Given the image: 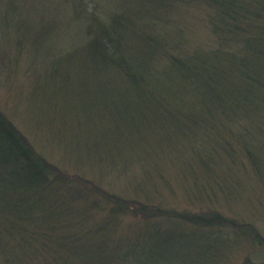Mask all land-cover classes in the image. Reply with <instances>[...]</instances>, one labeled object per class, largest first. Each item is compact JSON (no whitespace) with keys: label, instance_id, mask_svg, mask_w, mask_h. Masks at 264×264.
<instances>
[{"label":"trees","instance_id":"trees-1","mask_svg":"<svg viewBox=\"0 0 264 264\" xmlns=\"http://www.w3.org/2000/svg\"><path fill=\"white\" fill-rule=\"evenodd\" d=\"M18 72L53 138L85 120L132 183H79L0 109V264H264L257 224L199 207L264 213V0H0V80ZM166 171L202 177L191 207L153 202L179 198Z\"/></svg>","mask_w":264,"mask_h":264},{"label":"rangeland","instance_id":"rangeland-1","mask_svg":"<svg viewBox=\"0 0 264 264\" xmlns=\"http://www.w3.org/2000/svg\"><path fill=\"white\" fill-rule=\"evenodd\" d=\"M188 15L194 17L195 16L203 17L204 11L197 8H190ZM198 31H199V38L200 35L203 38L206 37L207 32H205L204 29L199 28ZM194 41H197V37L196 40ZM14 76L15 77H13V79H10L8 83L6 80H0V109L10 120L14 122V124L22 132H24L26 135L29 136V138L34 142L36 148L39 151H41L43 155H45L51 163L56 165L59 169L64 170L70 176H75V178L79 180V183H81L83 179L87 178L90 179L91 183L93 184H97V185L99 184L104 189L110 188L116 192L117 191L121 192L125 190L128 191V189L131 188V186L129 185L131 181H127L126 177L123 176V174H120L119 171L115 172V170H117V167H115V165H111V162L108 161L106 158L102 156L100 157L97 156V154L101 152V149H104L105 142L101 143V149L98 152H94L89 148L87 150L85 149L86 145H91L93 144L94 141L98 140L97 132H96L97 135V139H96V137L94 136L95 134L89 133L87 131L86 129L87 124L85 123V120L80 121V123L77 125L78 130H74L73 132L67 134L66 136H64V133H61L60 137L65 138V141L63 138L61 139L53 138L51 136V132L48 131L46 124L43 122L42 117L40 115H38L37 117L32 116L35 114H33L29 110L30 107L29 106L26 107L24 103H21V100L25 95L24 93H22L21 87L22 89H24L25 80L20 72L16 73V75ZM96 124H98L97 127L99 126L103 127L104 122L103 123L96 122ZM100 129L101 128H99V131H101ZM42 140H44L46 143L43 142ZM107 163L109 164L107 165ZM192 169L193 167H191L189 170L191 171ZM186 170L187 169H185L184 171ZM164 173L165 176H167V180L169 181V183H171V187L174 190H177V194L179 198L173 200L171 203L170 201L161 200L156 196L157 199L159 200L156 199L153 202L158 201L162 204L173 205L180 210L191 207L190 203L184 201L182 198L184 192L188 190L184 187L187 186V184H189V180L190 182L192 181L196 182V184L198 185L202 184L203 183L202 177L199 178V180L201 179L202 181H199L197 180V175H195V178L194 177L190 178L192 173H189L187 174V176L185 175V178L181 176L179 177V179L176 180L172 177V175H170L171 174L170 172L166 171ZM141 182L143 181H139V183ZM86 184L88 185V183ZM244 184L252 185V184H248L247 182H245ZM89 188L93 189L95 188V186L90 185ZM211 188L213 187L211 186ZM132 194L133 193L130 192L127 195H132ZM262 205L264 206V204ZM198 206L199 205H194V206L192 205V207H196V208H199L201 206H205V207L215 206L218 207L219 210H222L224 214L227 216L228 215H234V216L239 215L240 217L243 216L245 219L251 220L252 222L257 224L260 227V230L264 232V216H263L264 213H261L260 215L255 213H253V215L242 214L241 213L242 209H239L240 206L232 203L226 204L221 196L213 197L211 201L205 202L204 204L201 203L200 206L199 207ZM257 211L261 212L258 209ZM237 258L238 255L235 253L232 254V256L228 255V259H229L228 264H235ZM228 259L225 258V261H228ZM240 259L241 257L238 259V261Z\"/></svg>","mask_w":264,"mask_h":264}]
</instances>
